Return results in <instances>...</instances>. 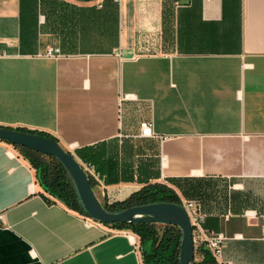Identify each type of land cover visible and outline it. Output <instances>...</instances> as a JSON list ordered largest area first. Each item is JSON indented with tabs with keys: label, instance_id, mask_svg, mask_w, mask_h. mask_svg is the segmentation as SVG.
<instances>
[{
	"label": "crops",
	"instance_id": "1",
	"mask_svg": "<svg viewBox=\"0 0 264 264\" xmlns=\"http://www.w3.org/2000/svg\"><path fill=\"white\" fill-rule=\"evenodd\" d=\"M0 126L98 155L102 203L196 201L223 263L264 264V0H0ZM113 228L0 141V264H138Z\"/></svg>",
	"mask_w": 264,
	"mask_h": 264
},
{
	"label": "trees",
	"instance_id": "2",
	"mask_svg": "<svg viewBox=\"0 0 264 264\" xmlns=\"http://www.w3.org/2000/svg\"><path fill=\"white\" fill-rule=\"evenodd\" d=\"M14 129L45 135L59 143V140L55 136L43 131L26 129L24 127H16ZM5 142L9 145H12L14 149H17L20 152L23 158H27L30 161L29 163L35 169L38 181L44 191H46L51 197L61 200L69 208L80 212L84 216H87L81 205L72 179L67 173L65 167L58 159H56L52 155L43 154L26 147L12 144L7 141ZM70 152L74 154V156L82 163H88L93 165L94 167L96 164H98L99 156L95 154H87L86 148L73 149V151ZM45 158H47L46 161H44ZM160 201L181 204L177 195H175L166 186L160 183H150L131 193L122 201L113 202L111 204L103 203V205L109 211H118L134 205H142ZM104 224L119 229L131 230L132 232L140 236L141 244L145 240H148L151 247L150 252L142 249L143 260L145 264L179 263L178 252L181 239V231L177 226L143 222H116ZM157 227H161L163 229L161 234H159ZM196 252L200 256V260L196 261L195 264H217L215 259L212 257L211 253L205 246H198Z\"/></svg>",
	"mask_w": 264,
	"mask_h": 264
},
{
	"label": "water",
	"instance_id": "3",
	"mask_svg": "<svg viewBox=\"0 0 264 264\" xmlns=\"http://www.w3.org/2000/svg\"><path fill=\"white\" fill-rule=\"evenodd\" d=\"M75 1L91 2L94 0ZM0 141H7L43 154L52 155L58 159L72 179L81 205L87 217L91 219L107 224L143 222L177 226L181 231L178 264H195L192 226L189 216L181 204L160 201L134 205L118 211H109L96 195L90 178L79 160L54 139L37 133L0 126Z\"/></svg>",
	"mask_w": 264,
	"mask_h": 264
},
{
	"label": "built area",
	"instance_id": "4",
	"mask_svg": "<svg viewBox=\"0 0 264 264\" xmlns=\"http://www.w3.org/2000/svg\"><path fill=\"white\" fill-rule=\"evenodd\" d=\"M115 3L120 4L121 0H113ZM98 7L101 6V2L97 4ZM58 49L55 51L53 49H48L47 55H52L57 53ZM140 136L147 137L153 134L152 131V123L150 121H142L140 122ZM11 148L14 149L12 145H10ZM15 150V149H14ZM69 151H73V149H68ZM81 165L85 172L87 173L88 177H92L94 172V166L88 163H82ZM181 205L185 208L190 223L192 226V232H193V241L194 245L197 244V247L200 245L205 246L209 252L211 253L212 257L215 259L217 264H225L222 261V246L225 241V236L220 232H211L207 229H205L202 225L204 220V215L200 211L199 204L194 200H187L184 199L181 201ZM126 230L125 235L130 237L132 240L134 251L136 252V255L138 257V264H145L143 260V254H142V248H141V241L138 234L132 232L129 229H121ZM120 231L119 228L111 229L109 232L115 233Z\"/></svg>",
	"mask_w": 264,
	"mask_h": 264
},
{
	"label": "rangeland",
	"instance_id": "5",
	"mask_svg": "<svg viewBox=\"0 0 264 264\" xmlns=\"http://www.w3.org/2000/svg\"><path fill=\"white\" fill-rule=\"evenodd\" d=\"M65 148V147H64ZM66 149V148H65ZM17 150V149H16ZM18 151V150H17ZM19 152V151H18ZM20 153V152H19ZM28 162H30L27 158H25ZM47 158H45L44 161H46ZM158 228V232L159 234L162 233L163 229L161 227H157ZM140 237V236H139ZM141 248L150 252L151 250V247H150V242L148 240H145L142 244H141ZM196 249H197V244L195 245V261H197L199 259V255L197 254L196 252Z\"/></svg>",
	"mask_w": 264,
	"mask_h": 264
}]
</instances>
